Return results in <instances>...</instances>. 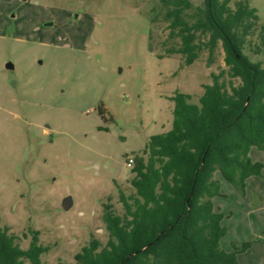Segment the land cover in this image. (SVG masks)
Listing matches in <instances>:
<instances>
[{
  "label": "rangeland",
  "instance_id": "1",
  "mask_svg": "<svg viewBox=\"0 0 264 264\" xmlns=\"http://www.w3.org/2000/svg\"><path fill=\"white\" fill-rule=\"evenodd\" d=\"M248 2L264 24V0ZM159 13L160 0H0L1 224L25 249L38 232L44 264H75L93 237L107 242L104 204L121 206L126 157L172 129L177 93L198 103L224 66L222 54L185 67L180 55L158 58L149 30ZM250 156L264 163V151ZM215 178L225 194L213 199L226 213L221 247L252 242L240 264H264V169L245 194Z\"/></svg>",
  "mask_w": 264,
  "mask_h": 264
},
{
  "label": "trees",
  "instance_id": "2",
  "mask_svg": "<svg viewBox=\"0 0 264 264\" xmlns=\"http://www.w3.org/2000/svg\"><path fill=\"white\" fill-rule=\"evenodd\" d=\"M164 13L150 19V50L160 59L180 55L183 67L222 54L198 103L173 97V127L151 136L133 158L128 189L117 186L116 207L104 204L106 243L93 237L75 264H240L252 242L221 247L226 213L214 197L225 196L222 177L246 193L247 180L263 175L253 148L264 151V24L248 0H160ZM195 8V13L190 11ZM106 120L104 105L98 108ZM1 224L0 264H44L49 250L38 232L28 248ZM57 264H67L58 262Z\"/></svg>",
  "mask_w": 264,
  "mask_h": 264
},
{
  "label": "water",
  "instance_id": "3",
  "mask_svg": "<svg viewBox=\"0 0 264 264\" xmlns=\"http://www.w3.org/2000/svg\"><path fill=\"white\" fill-rule=\"evenodd\" d=\"M6 69L14 70L15 66L10 62L6 64ZM73 205V197L71 195L66 196L63 199V206L65 209H69Z\"/></svg>",
  "mask_w": 264,
  "mask_h": 264
},
{
  "label": "built area",
  "instance_id": "4",
  "mask_svg": "<svg viewBox=\"0 0 264 264\" xmlns=\"http://www.w3.org/2000/svg\"><path fill=\"white\" fill-rule=\"evenodd\" d=\"M134 161V159L131 157L129 158V162H128V165L132 164V162Z\"/></svg>",
  "mask_w": 264,
  "mask_h": 264
},
{
  "label": "crops",
  "instance_id": "5",
  "mask_svg": "<svg viewBox=\"0 0 264 264\" xmlns=\"http://www.w3.org/2000/svg\"><path fill=\"white\" fill-rule=\"evenodd\" d=\"M250 178H251V177H250ZM250 178H249V179H250ZM249 179H248V180H249ZM248 180H247V187H248V183H249ZM247 187H246V188H247Z\"/></svg>",
  "mask_w": 264,
  "mask_h": 264
}]
</instances>
